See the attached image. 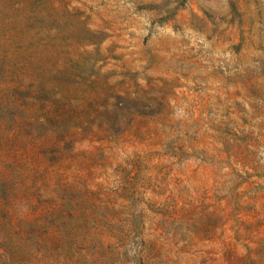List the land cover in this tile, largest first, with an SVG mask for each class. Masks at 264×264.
<instances>
[{
	"label": "rangeland",
	"instance_id": "obj_1",
	"mask_svg": "<svg viewBox=\"0 0 264 264\" xmlns=\"http://www.w3.org/2000/svg\"><path fill=\"white\" fill-rule=\"evenodd\" d=\"M0 264H264V0H0Z\"/></svg>",
	"mask_w": 264,
	"mask_h": 264
}]
</instances>
